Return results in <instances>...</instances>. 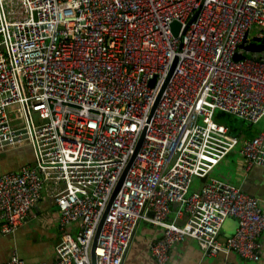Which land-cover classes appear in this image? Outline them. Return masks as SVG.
Masks as SVG:
<instances>
[{"label": "built area", "instance_id": "built-area-1", "mask_svg": "<svg viewBox=\"0 0 264 264\" xmlns=\"http://www.w3.org/2000/svg\"><path fill=\"white\" fill-rule=\"evenodd\" d=\"M217 111L246 125L264 118V0H0V152L26 144L35 159L0 175V232L23 223L49 182L54 264H91L126 171L96 264H122L142 220L162 229L156 264L186 239L206 257L257 261L260 200L204 160H223L224 140L236 138ZM239 153L245 171L264 168V126ZM174 203L182 224L169 219ZM230 218L236 230L224 237ZM4 264L45 263L13 253Z\"/></svg>", "mask_w": 264, "mask_h": 264}, {"label": "crops", "instance_id": "crops-1", "mask_svg": "<svg viewBox=\"0 0 264 264\" xmlns=\"http://www.w3.org/2000/svg\"><path fill=\"white\" fill-rule=\"evenodd\" d=\"M249 127L250 125L242 128V132L234 139L235 148H231L224 156L226 171L218 177L240 186L245 192L257 197L264 208V168L253 166L249 171H245L239 153L242 140L255 136L251 135ZM243 129H249L250 135L247 136ZM34 160L31 146L18 144L0 152V175L16 171L25 165H32ZM229 160L231 164H228ZM54 189L53 184L47 182L38 202L28 212L23 223L13 233L2 234L0 232V264H4L13 253H17L29 263L53 264L56 261L55 247L60 240L61 231L58 229L60 213L53 200ZM180 207V203H174L171 206L169 219L176 224L183 222V217L177 215ZM77 229L78 224L71 223L66 226L65 232L73 233ZM235 230L236 220L227 219L222 225L221 235L232 236ZM161 236L160 227L143 220L139 221L122 264H156L150 251V245ZM228 260L236 264H264V232L260 238V258L257 261L242 260L234 253L226 256L219 253L206 257L193 240L186 239L170 248L166 264H224Z\"/></svg>", "mask_w": 264, "mask_h": 264}, {"label": "rangeland", "instance_id": "rangeland-1", "mask_svg": "<svg viewBox=\"0 0 264 264\" xmlns=\"http://www.w3.org/2000/svg\"><path fill=\"white\" fill-rule=\"evenodd\" d=\"M236 123L238 124L239 130L245 127L244 123H242L240 120L239 121L236 120ZM263 126H264V118L262 120H260L258 123L250 125V127H249L250 128V132L251 133H255L258 130L262 129ZM238 135L239 134L235 135V137L238 136ZM231 136H234V135H231ZM207 143H209V149L212 150L213 146L211 145L210 140L207 141ZM230 148H232V149L235 148V141H233V140L230 141L229 139H225L224 143H223V148L221 150H227V149H230ZM211 156H210V158H211ZM221 156H222V153L221 152H217V159L210 160L208 157H204L205 161H209L210 162V164L212 166V172L211 173L213 175L222 176V172L226 171V166H225L226 164H225V161H224L226 158H224L222 160ZM230 161L231 160H229L228 164H231ZM197 186H198V181H194L192 183V188L197 187Z\"/></svg>", "mask_w": 264, "mask_h": 264}, {"label": "water", "instance_id": "water-1", "mask_svg": "<svg viewBox=\"0 0 264 264\" xmlns=\"http://www.w3.org/2000/svg\"><path fill=\"white\" fill-rule=\"evenodd\" d=\"M192 19H193V17L190 19V21H191ZM172 27H173V32H174V34H176V30H175V28L177 27V22H173V23H172ZM175 64H176V58L174 59V61H173V63H172L171 70H170V72H169V74H168L169 76H170V74H171V72H172V69H173V67H174ZM169 76H168V78H169ZM164 85H165V84H164ZM157 99H158V98H157ZM156 101H157V100H156ZM142 138H143V137H142ZM142 138L140 139V141H139V143H138V145H137L136 150L139 149V146H140V144H141ZM125 173H126V171H125V172L123 173V175L121 176V178H120V180H119V182H118V184H117V186H116V188H115V190H114V192H113V195H112V197H111V199H110V201H109V203H108V205H107V208H106V210H105V212H104V215H103V217H102V219H101V222H100V224H99V226H98V228H97V230H96V232H95L94 239H93V243H92V246H91V251H90V258H91V263H92V264H96V255H95L96 241H97L98 235H99V233H100V229H101V226H102V223H103L104 217H105L106 214H107V209H108V207H109L111 201L113 200V198H114V196L116 195L118 189L120 188V185H121V183H122V181H123V179H124Z\"/></svg>", "mask_w": 264, "mask_h": 264}, {"label": "trees", "instance_id": "trees-1", "mask_svg": "<svg viewBox=\"0 0 264 264\" xmlns=\"http://www.w3.org/2000/svg\"><path fill=\"white\" fill-rule=\"evenodd\" d=\"M261 49V48H259ZM263 50V49H261ZM214 119L216 122H219L221 124H224L226 125L227 129H228V133L229 135H237L239 134V132H242V129L239 130V127H238V124L236 123V120H240L239 118L237 117H233V116H230L229 114L227 113H223V112H220V111H217L215 116H214ZM241 121V120H240ZM242 123H244L243 121H241ZM244 126H249V125H245ZM244 132L246 131V135L249 136V129H243ZM258 132V131H257ZM252 133L251 135H256V133Z\"/></svg>", "mask_w": 264, "mask_h": 264}, {"label": "bare ground", "instance_id": "bare-ground-1", "mask_svg": "<svg viewBox=\"0 0 264 264\" xmlns=\"http://www.w3.org/2000/svg\"><path fill=\"white\" fill-rule=\"evenodd\" d=\"M137 153V150L135 149L134 151H133V154H136ZM49 183V182H48ZM51 184V183H50ZM55 190V189H54ZM54 193V192H53ZM54 200V199H53ZM110 201V200H109ZM109 203V202H108ZM111 204V203H110ZM108 205V204H107ZM110 206V205H109ZM109 208V207H108ZM104 215V214H103ZM107 215V214H106ZM103 217V216H102ZM105 218V217H104ZM102 219V218H101ZM101 222V221H100ZM103 222H104V220H103ZM76 224H78V223H76ZM100 224V223H99ZM102 225H103V223H102ZM68 226V225H67ZM99 226V225H98ZM98 228V227H97ZM101 228H102V226H101ZM97 230V229H96ZM100 231H101V229H100ZM94 239V238H93ZM92 243H93V240H92ZM130 245H131V243H130ZM130 245H129V247H130ZM91 246H92V244H91ZM129 247H128V249H129ZM128 249H127V251H128ZM97 241H96V247H95V255H96V260H97ZM90 251H91V247H90ZM127 253V252H126ZM126 255V254H125ZM124 259V258H123ZM90 262H91V258H90ZM54 264V263H53ZM92 264V263H91Z\"/></svg>", "mask_w": 264, "mask_h": 264}]
</instances>
